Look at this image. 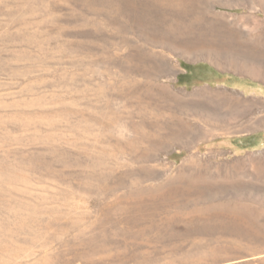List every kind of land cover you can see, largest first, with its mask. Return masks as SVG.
<instances>
[{"label": "rangeland", "instance_id": "374dc122", "mask_svg": "<svg viewBox=\"0 0 264 264\" xmlns=\"http://www.w3.org/2000/svg\"><path fill=\"white\" fill-rule=\"evenodd\" d=\"M238 57L264 67V0H0V264H264Z\"/></svg>", "mask_w": 264, "mask_h": 264}, {"label": "bare ground", "instance_id": "6f19581e", "mask_svg": "<svg viewBox=\"0 0 264 264\" xmlns=\"http://www.w3.org/2000/svg\"><path fill=\"white\" fill-rule=\"evenodd\" d=\"M184 19H183V18ZM197 18V17H196ZM171 24L170 25H172V27H175V28H170L171 29V31H170V33H172V35H173V37L175 38V41L177 40V42H180L179 41V39L180 38H182V37H186V35L188 34H185V29L187 28V29H189L188 28V26H190L192 23V21H194V19H192L189 15H186L185 13H183V11L182 12H177V14L176 15H173L171 18ZM169 19V20H170ZM200 21V20H199ZM203 21V20H202ZM210 21V20H209ZM208 21V22H209ZM207 21H206V24L205 25H208L207 23H208ZM194 23V22H193ZM210 23H211V21H210ZM186 26V27H185ZM204 26V25H203ZM167 27V26H166ZM201 27V26H200ZM208 27V26H207ZM212 27V26H211ZM197 29H198V27H197ZM205 29V28H204ZM193 30V29H192ZM191 30V31H192ZM197 31V30H196ZM187 32V31H186ZM213 33V32H212ZM218 34V33H217ZM192 35V34H191ZM211 35V34H210ZM216 35V34H215ZM219 35V34H218ZM190 36V35H189ZM198 36V35H197ZM200 36H201V34H200ZM202 36H204V34L202 35ZM190 38V37H189ZM226 38V37H225ZM191 39V38H190ZM187 39L186 38H184L183 40H182V43L183 44H187L188 46H196V45H194V44H196V43H193V42H188V40L186 41ZM192 41V40H191ZM212 49V48H211ZM251 52H252V50H250ZM216 52V51H215ZM203 55V54H202ZM221 57H223L222 55H219L218 53H216V54H209V56L207 57V59H209L210 61H212L214 64H216V65H219V61H221V60H219V58H221ZM239 58V57H238ZM215 61H216V63H215ZM222 62V61H221ZM247 62H250V63H252V64H247ZM225 63H228V62H224V65H227V64H225ZM236 66H238L239 68V70H241V71H243V72H245L246 74H249V75H255V76H257V77H263V79H264V67H263V65H261L260 63L259 64H255V63H253L250 59H247L246 60V58H239V61H238V64L236 65ZM234 69L236 70V67H234ZM202 110V109H201ZM211 110V109H210ZM197 112V110L195 111V113ZM206 112V111H205ZM197 114V113H196ZM215 115V116H214ZM199 116H201V117H207L208 119H210L211 117H213L214 116V118L213 119H217L218 120V118H219V116H218V114L216 113V111L215 110H211L209 113L207 112V113H205L204 115H199ZM205 117V118H206Z\"/></svg>", "mask_w": 264, "mask_h": 264}]
</instances>
